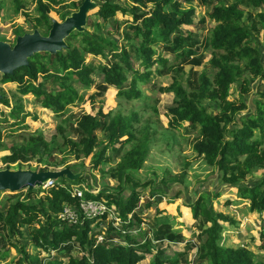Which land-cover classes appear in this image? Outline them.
<instances>
[{"label":"trees","instance_id":"16d2710c","mask_svg":"<svg viewBox=\"0 0 264 264\" xmlns=\"http://www.w3.org/2000/svg\"><path fill=\"white\" fill-rule=\"evenodd\" d=\"M31 1L35 5L33 17L22 10V0H11L13 12L25 17V21L30 23L31 32L37 29L42 31V35H46L52 20L49 13L59 1ZM79 1L76 3L71 0L67 5V12L57 13L59 19L62 21L65 16L76 10L83 0ZM93 1L98 4L96 15L101 20V24L94 25V32H73L66 39V49L54 55L34 54L28 59L27 66L15 69L10 75H0L1 84L16 85V93L12 96L14 105L6 117L13 123L4 118L0 119V125L11 127L12 124H26L24 121L30 114L25 112L22 98L27 95L33 96L41 108L49 109L57 116L62 114L64 104L74 102L76 93L72 88L73 83L85 88L93 84L92 75L96 70L85 62V55L102 59L109 57L110 64H106L100 71L102 82L115 87L118 97L138 100L143 95L136 83H146L149 80L151 68L155 63L162 66L166 63L162 57L152 58L154 53L151 47L164 42L169 47L166 49L179 58L184 56L187 48L193 44V41H189L191 34L186 33L184 37L181 29V26L192 24L194 8L190 5L191 0H184V4L178 0H128L132 5H125L127 7L113 0ZM248 1L250 9L258 11L246 20L243 19V10L238 0H231L229 4L217 2L212 6L208 19L213 25L207 36V49L210 50L209 65L215 72L211 75L202 71L193 85H184L181 79L174 77L172 83L162 87L160 92L170 91L174 96L172 105L166 111L168 127L179 130L184 122L197 126L195 139L190 142L191 151L201 158L206 167L220 174L223 186L236 189L238 198L248 202L249 213L264 214V180H258L252 186L244 184L246 176H253L257 170L264 171V91L259 93L260 98L254 101L253 111L245 116L239 115L241 110L246 108L243 96L238 102L228 99L229 89L234 84H239L241 93L247 92L250 83L247 75L264 81L261 49L256 42V35L264 31V0ZM116 13L132 15V37L126 41L130 47L133 46L131 42L137 41V68L129 59L126 45L118 47L115 41L100 33V26L112 19ZM24 33L26 32L21 34ZM173 33L175 35L171 37ZM74 41L77 44H74ZM128 77H131V80L124 89L122 85ZM44 82L56 83L58 91L53 94ZM91 102L93 103V100ZM0 105L10 107V100L3 91H0ZM92 106L89 104L88 110L82 112L75 120L77 141L66 137L63 128L58 126L57 132L61 141L56 144L55 149L50 148L49 143L35 138L20 146L6 147L5 150L9 154L3 161L6 164H23L36 159L41 167L35 171L68 168L76 172L72 165H68L69 158H74V161L88 158L91 166L97 167L105 165L104 156L107 152L119 151L121 153L117 163L108 171L117 185L105 191L99 190L95 194L86 192L84 196L87 199L105 201L108 206L113 205L122 221L132 215L140 222L141 218L135 214L140 200L137 188L143 189L148 183H142L136 174L142 168L149 152L150 128L145 125L135 126L133 122L138 121L135 113L128 117L119 113L109 117L100 109L97 117L92 113ZM97 132L103 134V138L100 139ZM123 137L125 139L121 141ZM55 151L59 155L56 160L51 159V154ZM185 166H188V163H185ZM182 170L181 175L176 178L179 183H183L186 176V167ZM81 178L74 182L79 184ZM56 184H59L57 180L54 187L40 191L42 195L37 198L31 195L43 189L26 190L23 198L8 203L7 209L0 212L2 230L16 240L14 249L17 262L42 264L32 253H28L25 245L17 241L24 238L20 229L23 226L28 229L26 238L33 248L66 256L64 262L55 257L46 259L43 264H136L142 259L138 252H150L149 241L140 244L132 235L121 236L114 230L111 222H107L104 241L97 243L95 236L100 232L98 229L101 228L100 223L104 221L105 216H102L94 227H90L93 220L82 216L81 223L75 226L60 223L57 217L59 211L66 204L77 207L78 199L72 198L67 188ZM218 197V193L201 192L194 201L185 205L190 209L192 218L199 221L203 227L201 232L205 237L203 245L197 249V258L205 264H255L252 251L244 247H227L221 243V222L234 221L223 213L213 211L210 206L211 199ZM150 205V202H146L145 208ZM129 227L127 224L122 226L123 229ZM110 233L114 235L109 236ZM114 236L123 238L125 245L119 246L109 242L108 239ZM154 237L156 240L166 238L169 241H181L182 238L179 231H170L169 227L154 232ZM261 239L264 241L263 232ZM75 248L79 256L71 254ZM261 248H264V242ZM8 255V252H4L0 259L4 260ZM165 263L175 264V261L158 252L149 264Z\"/></svg>","mask_w":264,"mask_h":264},{"label":"rangeland","instance_id":"374dc122","mask_svg":"<svg viewBox=\"0 0 264 264\" xmlns=\"http://www.w3.org/2000/svg\"><path fill=\"white\" fill-rule=\"evenodd\" d=\"M56 1H59V3L54 4L49 17L61 21L57 13L67 12V5L71 0ZM113 1L121 6L132 5L128 0ZM178 1L184 4V0ZM230 1L191 0L190 5L194 8L192 24L181 26V29L184 37H186V33L191 34L189 41H193V44L187 48L186 54L179 58H176L175 53L166 49L169 47L164 42H159L151 47L154 53L152 58L162 57L166 60V63L163 66L155 63L151 68L152 73L149 80L146 83H136V86L142 91L143 97L141 99L127 100L118 97L116 88L105 85L102 82L100 73L106 64H110V58L102 59L91 55H85V62L96 70L92 75L93 84L91 87L85 88L73 83L72 88L76 93L74 102L64 104L62 114L57 116L51 110L41 108L31 95L23 97V108L25 112L30 114V117H27L24 121L27 125L13 126L12 124L11 127L6 124L0 125V170L6 169V167L11 170H36L41 167L37 164L36 159L29 163L6 164L3 159L9 152L5 148L10 145L20 146L36 138L49 143L50 148L55 149L56 144L61 141L57 132L58 126L63 128L66 137L72 141H77L75 120L82 112L88 110L89 104L93 105L92 113L97 117H99L98 112L100 109L109 117H113L118 113L123 117H128L135 113L138 121L133 122V124L135 126H148L151 131L148 155L142 168L136 174L138 180L142 183H148L143 189L137 188L140 193V200L135 209V214L141 218V221H136L132 215L128 216L130 217L129 230L132 231L130 234L135 237V240L140 244L145 241L150 242V252H138L142 259L136 264H149L158 252L162 253L164 257L171 258L175 261V264H205L197 258V249L201 248L205 237L201 232L203 227H201L199 221L192 218L190 209L185 206L192 200L194 201L201 192L218 193V198L211 199V208L213 211L223 213L234 221L233 223L221 222L223 228L221 243L227 247H244L254 253L253 260L255 264H264V248H261V244L264 242L261 239L262 232L264 233V214L249 213L247 211L248 202L238 198L236 189L223 186L220 182V174L206 167L201 158L191 151L190 142L195 139L197 126H190L187 122H184L179 130H172L168 127L166 111L172 105L174 96L170 91L160 92L162 87H167L172 83L174 77L181 79L184 85H193L196 82L197 75L202 71H206L211 75L215 72V69L209 65L210 50L207 49V36L213 25L208 19V15L215 3L229 4ZM238 1H240V7L243 10V19L246 20L248 17H252L258 11V9H250L248 0ZM75 2L79 3L80 1L75 0ZM34 6L31 0H22V10L30 17H33ZM97 9H92L87 15L85 30L90 33L94 32L95 24H101V20L96 15ZM131 17L132 15L129 13H116L112 19L100 26V33L107 39L115 41L118 47L126 45L129 59L133 66L137 68L139 64L135 53L137 41L131 42L132 47L126 41V39L132 37L130 27L134 23ZM23 32H31L30 23L25 21V17L21 14L17 15L13 12L11 0H0V41L12 45L16 36L22 35ZM39 32L42 34L41 30ZM174 35L175 33L171 37ZM171 40L173 39L171 38ZM263 40L264 31H260L256 35V42L261 49V61L264 64ZM73 43L77 44L76 41ZM247 76L250 83L246 93L240 92L239 84H234L229 89L228 99L230 101L238 102L240 97L243 96L246 108L241 110L240 116H245L253 111L254 101L259 99V93L264 91L263 80ZM130 80L131 77H128L122 85L124 89L128 87ZM44 83L46 88L50 89L53 94L58 91L56 83ZM0 91H3L10 100V107L0 105V119H4L14 105L12 96L16 93V85L13 83H0ZM91 100H93V103ZM1 114H4V116ZM7 121L13 123L11 120L7 119ZM97 135L100 139L103 138V134L97 132ZM124 139L123 137L121 141ZM116 148L118 149V146ZM120 153L119 151L107 152L104 156L105 165L97 167H92L88 158H81L79 161L69 158L68 165L73 166V170L76 171L74 173H83V177L80 179L79 184L66 178L57 181L60 185H82L91 191H105L110 187H115L117 183L109 176L108 171L115 166ZM58 156L56 151L52 152L51 159L56 160ZM185 163H188V166H185ZM184 167H186L185 180L183 183H179L176 178L181 175ZM258 180H264L263 170L255 171L253 176H246L244 184L252 186ZM40 191L46 190L33 192L31 197H41ZM25 193L26 190L17 193L0 192V212L7 209L8 203L15 201L17 198H23ZM146 202L151 203L149 208H145ZM100 226L107 229V223L104 221L100 223ZM167 227L170 228V231H179L182 237L181 241H169L166 238L156 240L154 232L163 231ZM20 229L24 238L17 240L18 243L25 245L28 253H32L42 264L46 259L55 257L60 261H65V255L59 256L54 251L47 253L33 248L26 238L28 229L25 226L20 227ZM118 233L120 232L118 231ZM112 235L114 233H110L109 236ZM120 235L122 236L121 233ZM122 239L114 236L108 240L114 245L122 246L125 245ZM14 240L9 237L5 230H2L0 223V258L4 252L9 254L4 260L0 259V264H24L20 261L17 262ZM77 252V248H75L71 254L79 256Z\"/></svg>","mask_w":264,"mask_h":264},{"label":"water","instance_id":"95a60500","mask_svg":"<svg viewBox=\"0 0 264 264\" xmlns=\"http://www.w3.org/2000/svg\"><path fill=\"white\" fill-rule=\"evenodd\" d=\"M93 0H83L75 11L65 16L62 21L51 20V27L46 35L37 29L15 38L12 45L0 41V75H10L19 67L28 65V59L37 53L54 55L67 48L66 39L73 32L85 31L88 13L97 8ZM83 173H74L68 168L35 171L30 169L0 170V192L17 193L23 190L39 189L48 180L66 178L76 181Z\"/></svg>","mask_w":264,"mask_h":264},{"label":"built area","instance_id":"2783aa9c","mask_svg":"<svg viewBox=\"0 0 264 264\" xmlns=\"http://www.w3.org/2000/svg\"><path fill=\"white\" fill-rule=\"evenodd\" d=\"M59 187L67 188L70 196L72 198L78 199L77 207L66 204L62 207V209L57 214L58 220L60 223H63L67 226H75L81 223V216L88 220H93L90 227H94L97 224V221L100 222L102 216H105L104 222H111L115 231H119L122 236L125 234H129L132 231L129 229H123L122 226L125 224H129L130 217H127L126 221H122L118 218L116 209L113 205L108 206L105 201L102 200H94L85 198V193L95 194L98 191H91L84 188L82 185L75 186H67L56 184ZM55 186V180H48L44 186L41 188L46 190L48 188ZM129 216V215H128ZM100 232L96 234L97 243L103 242L105 239L106 229L102 227L99 228ZM109 241V240H108ZM123 243V242H122ZM125 244V243H124Z\"/></svg>","mask_w":264,"mask_h":264},{"label":"crops","instance_id":"0c3cea01","mask_svg":"<svg viewBox=\"0 0 264 264\" xmlns=\"http://www.w3.org/2000/svg\"><path fill=\"white\" fill-rule=\"evenodd\" d=\"M230 189H234V188H230Z\"/></svg>","mask_w":264,"mask_h":264}]
</instances>
